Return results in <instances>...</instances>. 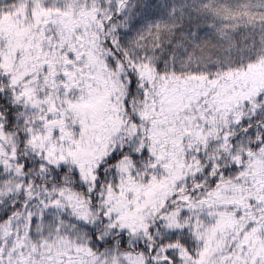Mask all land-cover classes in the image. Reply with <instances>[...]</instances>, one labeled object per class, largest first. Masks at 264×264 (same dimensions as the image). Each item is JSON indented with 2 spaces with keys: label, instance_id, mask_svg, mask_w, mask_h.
I'll use <instances>...</instances> for the list:
<instances>
[{
  "label": "snow or ice",
  "instance_id": "snow-or-ice-1",
  "mask_svg": "<svg viewBox=\"0 0 264 264\" xmlns=\"http://www.w3.org/2000/svg\"><path fill=\"white\" fill-rule=\"evenodd\" d=\"M0 264H264V0H0Z\"/></svg>",
  "mask_w": 264,
  "mask_h": 264
}]
</instances>
